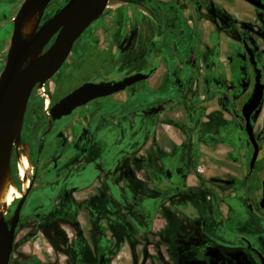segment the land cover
<instances>
[{
  "label": "crops",
  "instance_id": "crops-1",
  "mask_svg": "<svg viewBox=\"0 0 264 264\" xmlns=\"http://www.w3.org/2000/svg\"><path fill=\"white\" fill-rule=\"evenodd\" d=\"M225 1L235 6H226L230 15L237 16V11L245 8L240 0ZM218 10V6L212 7L211 19L200 28L203 32L206 28V56H217L216 49L221 46L223 59H227L231 44L218 37L222 25L215 14ZM216 56L220 62L221 57ZM158 70L146 86L163 92L167 80L155 84ZM216 100L212 97L197 105L185 100L147 115L145 111L156 103L128 99L119 105L122 112L107 118L98 115L93 137L96 146L89 156L96 165L84 168L75 182L78 192L72 204L77 230L67 233L71 247L64 264H204V220L208 218L218 228L222 223H215L214 208L206 205L203 196L229 197L241 208L257 212L253 208L258 203L245 196L241 185L253 170L243 172V165L230 158L236 147L216 142L208 130L212 116L236 124L240 131ZM205 122L206 128L202 126ZM242 140L246 144L245 138ZM226 209L227 220L230 209ZM217 210L223 212L220 203ZM257 220L264 222L260 214ZM221 236V244H215L226 249L232 246L230 237L238 234L228 230ZM15 250L16 238L12 254Z\"/></svg>",
  "mask_w": 264,
  "mask_h": 264
},
{
  "label": "rangeland",
  "instance_id": "rangeland-1",
  "mask_svg": "<svg viewBox=\"0 0 264 264\" xmlns=\"http://www.w3.org/2000/svg\"><path fill=\"white\" fill-rule=\"evenodd\" d=\"M1 1L3 3L9 2V4L4 5L2 11L3 51L5 52L9 47L10 19L15 15L19 4L23 0ZM69 1L50 0L42 14L41 22H49ZM130 1L110 0L103 16L83 33L64 65L43 87L50 94H60L70 91L78 83L86 80L99 81L100 79H106L118 81L130 74L140 73L142 69L156 62L158 63L159 70L155 76V84L160 86L167 80L166 87L163 92H160V90L152 91L147 88L146 81L136 83L123 92L87 104L68 118L55 124L51 131L47 133L45 115L41 106L36 107V110H39V112L35 110V113L27 116L29 106L32 104L37 105L41 99V94L36 90L30 93L22 113L21 138L27 154L33 157L36 162V168L33 171L37 173V179L32 182L33 189L25 200L21 211L20 222L15 231L16 250L11 255V264L26 263L30 258H33L40 264H64L66 252L70 253L69 248L71 245L67 242V233L69 230L74 232V227L71 225L73 220L66 215V208L63 203L67 198V186L75 183L76 175L88 163L87 156L90 155L92 150L88 148V151L78 154L77 158L69 163L66 171H63L64 165H62L54 175L45 176L43 172L44 168L52 160V157L47 153L50 150H54L55 147H59L57 145L59 143L58 140L63 141L64 146H66L72 143V140L75 139L78 133H87L86 135L89 137L86 127L92 115L94 116L99 112V114H102V117L107 118L113 115L114 112H122L124 109L120 108L119 105L122 104V101L128 99L137 103H163L164 101H171V106H175L185 100L190 101L192 105L201 104L206 102V97L207 99L215 97L216 101L219 102V88L212 83V79L225 82V77L222 76L220 69H228L230 63L232 68L237 65L235 60L236 48L234 47V42L236 43L237 41V31L232 27L219 25L221 35L217 34L218 37L226 39L231 46L227 49V59H223L224 48H221L220 45L217 49L215 48L217 56H214H220L222 59L220 62H216L214 56L212 57L210 54L206 56L205 54L206 44H204V39L206 38V28L204 32L200 28L203 25L193 29H186L184 40L186 39L187 42H182L176 40L173 36H169L168 31L164 28H156L157 32L152 33V29L148 26L149 22L154 19L148 12L152 8L147 6L143 0ZM211 3H214V0H211ZM232 6L233 8L235 7L233 4ZM244 7L249 10L245 4ZM243 10L237 11L238 18L245 19L248 17L247 12ZM131 29L137 32L136 41H128V43L116 42L119 33ZM160 34L161 36L158 38ZM144 37L148 42L142 44L140 40L142 41ZM218 37L215 35L213 38L216 46L219 41ZM259 43L258 56L264 65V50L262 49L264 48V42L259 41ZM148 48H151L153 52L146 56L144 51ZM110 49L113 53L112 56L103 55L106 51L110 53ZM209 49L212 50V47ZM189 50L194 51L196 67L187 74L182 73L178 77L173 78L170 73L173 69H177L180 66V61L185 62L189 56ZM157 52L158 55L156 56ZM230 59H232V62ZM206 66L208 67L207 72ZM206 79L209 80L207 89ZM180 81L188 83L189 88L178 95L175 93V89ZM136 110L138 112L140 107L137 106ZM258 115L261 117L257 132L261 121L264 119V105L256 116ZM38 118H40L39 123L37 122ZM29 119L38 123L37 130L40 132L39 143L40 141L42 142V144L38 145L41 151L39 157L38 151L32 154L33 147L28 145L26 141L27 127L31 124ZM209 119L212 122L208 130L214 133V140L225 147H236V153L232 154L230 158H236L237 162L243 165V172H246L249 169L251 155L246 151V144L242 140L245 138L244 134L238 130L236 124L223 123L219 117L215 118L211 116ZM202 126L206 128V122ZM88 147H90V144ZM56 149L57 152L54 153V156L59 157L60 154L63 155L62 160H64V163L74 158L76 154V151L73 149H70L69 152H65L66 149L64 148ZM46 154L47 156H45ZM17 155L18 152L14 149L9 156L8 162L12 177L20 184L16 177V169L15 171L12 169L13 166L15 167ZM263 178L264 154L261 153L258 155L252 174H249L241 184L245 196L250 198L254 204L258 203ZM162 185H166V182L162 183ZM210 196L208 199L206 196H203L204 201L207 206H213L214 213L212 214L216 219L215 223L221 222L222 227H220L221 229L215 227L206 218L204 220V223L206 222V226L203 229L204 233H201L202 240L221 244V235L230 230V232L238 234L239 237L237 239L239 242L240 237H242L241 239H246L250 244L252 243L260 253H264V222L257 220L259 214L241 208L238 202L232 198L226 197L220 199L214 193H211ZM218 203L223 206V212L220 210L218 212ZM16 207L17 204L6 216L5 221L7 223L11 222ZM227 207H229L230 212L226 220L224 218ZM37 214L40 216L39 219L36 218ZM67 220L70 221L69 224H66Z\"/></svg>",
  "mask_w": 264,
  "mask_h": 264
},
{
  "label": "flooded vegetation",
  "instance_id": "flooded-vegetation-1",
  "mask_svg": "<svg viewBox=\"0 0 264 264\" xmlns=\"http://www.w3.org/2000/svg\"><path fill=\"white\" fill-rule=\"evenodd\" d=\"M23 1L21 2V4L23 3ZM109 1H108V3H109ZM134 1H137V0H131L130 2H134ZM143 1L145 4H147V6H150V8H152V9L148 10V12L154 18L148 24L149 28L152 29V33L157 32L156 28H164L166 31H168L169 36L175 37L176 40H180L182 42H187L186 39L184 40V37L186 34V29H189V28L193 29V28L199 27L200 25H205L206 19L207 20L211 19V16L213 14L212 13V7H217V6L219 8V10H218L219 12L216 11L215 14L222 21V25H225L227 27L230 26L237 31L236 53H235V60L237 62V65L232 68L231 63H230V61L232 62V59H230V61H229L230 66H228V69L227 68H221V69L219 68L220 72H222V76L225 77V82L215 81L212 78L211 79H212V83H214V85L219 88L218 93L220 94V99H219L218 104H219L220 108L224 112L229 114L233 120L236 121L240 131L245 136L246 150L249 153V155L252 156L253 147H252L251 143L249 142L248 137H247L246 132H245V120L242 116V108H243L244 104L246 103V101L248 100L249 96L252 94L253 89H254V85H255L254 68L250 62V56H249L248 51L252 53L254 61L256 63V67L260 71L259 82L264 83V65L258 56V48L260 47L259 41L264 42V11L259 10L255 7L249 5L248 3H246L243 0H240V1H242V3H244L249 8V10L246 11L248 17L245 19H242V18H238L236 15L235 16L230 15L227 12V10L225 9L226 6H228L229 8H233V6H232V4L228 3L225 0H214V3H211V0H143ZM260 1L264 4V0H260ZM6 4H9V2L8 3H3L2 1L0 2V76H1V74L4 70V67L6 65L7 54H8L9 48H10V42H11V36H12V30H13V20H14V17L16 16L20 6H21V4H19V6L15 12V15L10 19V28H9L10 34H9V38H8L9 47L4 52L3 51V35H2V11H3L4 5H6ZM147 6H145V7H147ZM104 12H105V10H104ZM104 12L102 13V15L100 17L103 16ZM47 23H48V21L47 22H41L40 21V23L38 25L37 32L40 31L41 28ZM153 29H154V31H153ZM160 36H161V34L158 35V38ZM80 37L74 43L72 50L76 46ZM136 37H137V32L134 29L122 31L121 33H119L118 39L116 40V42H119V43L127 42L128 43V41L129 42L136 41L135 40ZM54 39H55V35L44 46L42 53H44L52 45ZM5 41H7V40H5ZM112 41H114V40L112 39ZM140 42H142V44H145L148 42V40L144 37L142 39V41L140 40ZM262 49L264 50V48H262ZM72 50H71V52H72ZM109 51H110V53L108 51H106V53H103V55H107L108 57L112 56L113 53H112L111 49ZM152 52H153V50L151 48H148L146 51H144L146 56L150 55ZM188 52H189V56L185 60V62L180 61V66L177 69H173L172 72L170 73V75L173 78L178 77L182 73L187 74L190 70H192L196 67L197 64H196V58L194 56V51L189 50ZM157 55H158V52L156 53V56ZM178 57H180V56L178 55ZM66 60H65V62H66ZM64 63H63V65H64ZM157 69H158V63L156 62L153 65L145 67L144 69H142V71L140 73L144 72L145 70L152 71V73L150 75V77H151L156 72ZM207 69H208V67L206 66V72H207ZM130 75H132V74H130ZM226 78H227L228 82H226L227 81ZM148 79H146L144 81H147ZM100 81L110 82L109 80H106V79H100L99 81L86 80L84 82L78 83L70 91L62 92L60 94H50L45 89V87H43L46 82L42 85H37L33 88L31 93L36 90L37 92H39V94H41V99L38 102L39 105L38 104L37 105L32 104L29 106V111H28L27 116H30L33 113H35L36 107L41 106L43 109V113L45 115L44 119H45V123H46V127H47V130H46V133H47V132L51 131V129L53 128V126L55 124H57V123L61 122L62 120L69 117L68 116V117L61 118L60 120H57V121H52L51 115H50V109L55 104H57L62 98L69 95L73 90L78 88L83 83H85V82L98 83ZM208 85H209V80L206 79V89H207ZM128 88H126L125 90H127ZM188 88H189L188 83L180 81V83L177 84V88L175 89V93H177L179 95V93H183L184 90H186ZM46 95H48L49 99L46 98ZM101 99H103V98H101ZM206 99H207V97H206ZM97 100H100V99H97ZM94 101H96V100H94ZM94 101H92V102H94ZM171 105H172L171 101H164L163 103H156V105L149 107L145 111L144 114L153 115V114H148L150 109L155 108L158 110V112H160V111L168 109ZM263 105H264V95L262 98L261 106L259 107V111H261V109L263 108ZM45 107H46V109H45ZM81 108L76 109L75 111L72 112V114H74L75 112H77ZM36 112H39V110H36ZM98 115H99V112H97L96 115H94V116L92 115L89 118V123H88V126L86 127V130L88 131L89 137L86 135L87 133H84V132L82 134L78 133V135L75 137V139L72 140V143L70 145H66V146H64L63 141H60L57 139L59 141V143H57V145L59 147H55L54 150H50V152L47 153L50 155V157H52V160L50 161L49 165H47L44 168L43 172H44L45 176L54 175L55 173H57L59 171V169L62 167V165H64L63 171H66L68 169L69 163L74 161L75 158H77L78 154H80L84 151H88V148L92 150L90 155L93 153V150L96 146L94 143L93 137H94V133H95V129H96ZM260 117H261L260 115L256 116L255 112L252 113V115L250 117L251 122H252V126H253V133H254V136L258 142V148H259L258 155H260L261 153L264 154V151H263L264 150V145H263V142H264V119L261 121L258 132L256 131L258 124L260 122ZM39 121H40V118H38L37 122L39 123ZM29 122H31V124H30V126L27 127L28 131L26 133V141H27L28 145L33 147L32 154H35V152L38 151V157H39L41 151L39 150L38 145L42 144V142L40 141V143H39L40 132L37 130L38 123L33 122L32 119H29ZM83 131H85V130H83ZM37 133H38V135H37ZM89 144H90V147H88ZM56 148H59V149L64 148V149H66L65 152H67V151L69 152L70 149H73L74 151H76V154L74 155V158H71L64 163V160H62L63 155L60 154L59 157L54 156L55 155L54 153L57 152ZM47 154L45 156H47ZM89 156H87L88 163L85 165V167H84L85 169H90L92 167H95V165H96L94 163V161L89 159ZM16 159H17V157H16ZM27 159H28V162L30 163L31 168H32L31 169L32 181H31L30 188L28 189V191L24 195L25 200L27 199L31 190L33 189L32 182L35 179H37V177H36L37 173H35V171H33L36 168V162L34 161V158L29 156L28 154H27ZM32 160H33V162H32ZM84 168L82 170H84ZM15 169H16V162H15ZM105 175H107V174H105ZM16 177L19 180V178L17 176V170H16ZM76 177H77L76 180L80 179L81 172L78 175H76ZM76 180H75V182H76ZM19 182H20V184H18V186H17L16 185L17 182L14 180V184L18 189L21 188V181L19 180ZM67 189H68L67 196H66L67 198L64 200L63 205L66 208L65 209L66 215L71 220H73V217L75 214V209H74L75 207L72 204V202L74 203V194L76 192H78V190H76V188H75V183L71 186H67ZM260 198H261V196H260ZM260 198H259V201H260ZM25 200H24V202H25ZM259 201H258L257 207L255 209L253 208V211L256 210L264 219V213L259 208ZM18 202L19 201H17L16 204ZM23 207H24V203H23L22 209H23ZM22 209H21V211H22ZM20 216H21V213H20ZM36 218L37 219L40 218L39 214L36 215ZM19 222H20V218H19ZM19 222H18V224H19ZM18 224H17V226H18ZM71 225L74 227V231H76L77 226H76V223L74 220L71 223ZM16 229H17V227H16ZM237 237L238 236H231L230 237L229 242H230V244H232V246H230L231 248L229 247L226 249H224L222 247L223 245L220 246L223 248L222 249L218 245H216L215 242L212 243V242L206 241V257L204 258L205 259L204 264H260L259 254H261L263 257H264V254L260 253L258 250H256L255 247L252 245V243L250 244L246 239H241L242 237H240V242H239ZM9 264H11V257H10ZM22 264H40V263L38 261L34 260L33 258H30L26 261V263H22Z\"/></svg>",
  "mask_w": 264,
  "mask_h": 264
},
{
  "label": "water",
  "instance_id": "water-1",
  "mask_svg": "<svg viewBox=\"0 0 264 264\" xmlns=\"http://www.w3.org/2000/svg\"><path fill=\"white\" fill-rule=\"evenodd\" d=\"M50 0H24L13 20V30L6 65L0 76V138L12 123L22 115L27 99L37 85L50 80L60 69L74 43L99 19L109 0H70L50 21L45 24L35 37L25 46L21 45L20 26L27 11L34 4ZM249 5L264 11V4L260 0H243ZM55 35L52 45L40 57L24 65L28 53L35 47L47 42ZM250 62L254 68L255 85L252 94L242 108L245 120V132L253 147L249 170L252 171L258 158V142L253 133L251 115L259 112L264 95V83H260V71L256 67L253 55L249 52ZM152 71L145 70L124 77L119 81H100L98 83L85 82L62 98L50 109L52 121L68 117L78 108L88 103L123 92L126 88L148 79ZM152 108L148 114H156ZM25 197L19 200L12 220L7 223L0 221V264H9L13 250L15 230L19 222L21 209ZM259 208L264 213V179L261 182V198ZM260 264H264V257L259 254Z\"/></svg>",
  "mask_w": 264,
  "mask_h": 264
},
{
  "label": "bare ground",
  "instance_id": "bare-ground-1",
  "mask_svg": "<svg viewBox=\"0 0 264 264\" xmlns=\"http://www.w3.org/2000/svg\"><path fill=\"white\" fill-rule=\"evenodd\" d=\"M47 6L46 1L34 4L25 14L20 26L21 45L25 46L35 37L42 14ZM46 44L33 48L27 55L24 65L29 64L41 56ZM46 98L49 99L48 95ZM48 103V102H47ZM47 107V106H46ZM45 107V109H46ZM22 115H20L0 138V221L14 208L17 201L22 199L31 186V165L27 159V152L21 139ZM18 152L16 159L17 176L21 181V188L14 184L11 175L9 156L13 150ZM29 158V157H28Z\"/></svg>",
  "mask_w": 264,
  "mask_h": 264
},
{
  "label": "built area",
  "instance_id": "built-area-1",
  "mask_svg": "<svg viewBox=\"0 0 264 264\" xmlns=\"http://www.w3.org/2000/svg\"><path fill=\"white\" fill-rule=\"evenodd\" d=\"M198 173H202V170L200 168L197 169Z\"/></svg>",
  "mask_w": 264,
  "mask_h": 264
},
{
  "label": "trees",
  "instance_id": "trees-1",
  "mask_svg": "<svg viewBox=\"0 0 264 264\" xmlns=\"http://www.w3.org/2000/svg\"><path fill=\"white\" fill-rule=\"evenodd\" d=\"M37 135H38V133H37ZM32 162H33V160H32ZM14 171H15V167L13 166V168H12ZM18 182L16 183V185L18 186Z\"/></svg>",
  "mask_w": 264,
  "mask_h": 264
}]
</instances>
